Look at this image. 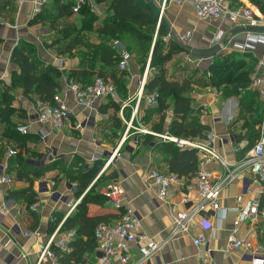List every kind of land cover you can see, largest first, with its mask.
Here are the masks:
<instances>
[{"label":"crops","instance_id":"crops-1","mask_svg":"<svg viewBox=\"0 0 264 264\" xmlns=\"http://www.w3.org/2000/svg\"><path fill=\"white\" fill-rule=\"evenodd\" d=\"M9 1L13 4L14 13L6 11L0 18V38L3 40L0 46V85L10 84L12 73L16 69L11 63V56L17 45L24 41L36 47L38 54L45 62V67L51 65L65 72L63 88L66 87L69 72L82 66L83 52L86 48L83 46L76 49L72 55H61L57 50L58 46L50 47L61 36L48 26L32 23L38 15L34 12V1L36 0H23L22 4L18 0ZM45 1L47 2H45V7L51 4L50 0ZM229 1L233 6L251 9L255 15L264 14L252 0ZM258 1L264 8V0ZM150 3L158 18H162L165 27L175 35L179 42L183 43L184 37L190 33L192 39L189 46L198 50H207L217 45V37L221 36L220 44L224 43L223 55L232 53L246 55V68L254 67L253 74L264 64L263 44H254L253 49L241 51L248 42L249 35L264 37V31L246 32L245 29H249L247 25L242 23L233 25L230 21L202 22L198 19L190 2L177 5L173 0H150ZM96 7L93 4V10L96 11ZM100 16V21L95 24L93 31L81 33V37L88 40L91 45H97L100 42L98 29L105 15L101 12ZM78 24L79 27H76L69 36L71 39H76L78 30L81 29V23L78 22ZM69 41H63L61 44L64 45ZM112 45L118 53L121 49H125L119 41H114ZM174 59L169 62V65L167 64V78L180 83L189 82L194 87L190 117L199 120L200 124L208 129V135L210 133L216 135L218 141L214 146L215 150L226 163L235 165L241 161L238 160L239 156L235 148H243L244 140H240L248 135V128L245 126L247 119L253 115V112L264 109V87L258 90L247 88L242 91L240 89L238 93L233 92V87L230 85L215 88L209 84V69L213 63L211 59H199L189 64L183 58L184 62L180 63L186 68L194 69L190 73L183 70L186 68L181 69L179 62L175 64ZM101 67L102 64L99 62L97 68L101 69ZM128 74L124 78L127 97L123 98L120 95V102H116L120 107L118 112L110 108V101H99L91 110H85L75 103L72 96H69L67 102L72 111V117L60 130H54L50 126L43 127L36 123L41 107L36 96L31 95L25 98L21 89L13 91L15 98L13 107L26 113V119L20 121L19 126L29 123V136L35 140V143L30 142L28 146L41 153L46 162L61 161L67 166L74 163L76 159H82L85 166L90 167L94 164L93 157L100 158L102 154L112 155L118 149L126 131L121 114L129 119L136 105L135 99L140 83L144 77L147 81L149 79V66L145 68L144 73H140V68L138 66L136 68L132 59L129 63ZM247 95L248 104L242 106V100ZM140 108V124L152 131V125L158 123L160 117L154 116L151 124L146 125L142 117L150 107L145 99ZM167 115L166 125L168 127L174 118L171 110L167 112ZM115 118L120 121L121 130L115 129ZM261 125L257 126L258 131ZM40 131L47 136L45 141L40 137ZM115 132L117 137L114 135ZM162 134L168 133L166 131ZM138 135L131 136L123 144L114 162L104 174L116 172L117 179L114 183H119L125 191L124 207L134 211L141 223L143 235L148 240L161 244L159 252L147 264H196L200 251L208 253L215 264H254L253 258L264 260V223L257 226L241 225L239 228V236L252 243L253 251L245 249L230 253L227 251L229 233L236 228V214L233 212L238 208L236 198L245 191L249 178L248 172H241L233 183L222 190L220 207L224 214L223 219L220 218V214L213 212L205 213L197 219L202 226L205 221L210 225L209 230H204L206 246L197 247L194 245V235L191 237L172 235L173 218L178 211L184 209L181 205L183 197H188L194 203L198 201L196 179H180L167 200L159 199L157 189L149 181L148 175L153 168L167 174V167L161 161L153 145L144 146L139 140L136 145L135 138H138ZM4 141L5 149L0 143L1 165L9 164V174L13 178V184L0 187V264H39L41 246L46 245L57 228L63 225L67 219L69 205L77 200L75 184H70L58 169L48 171L42 178L33 180V188L38 198L36 214L40 217L37 228L39 237L26 236V233L32 231L30 228L32 222L28 217L25 199L23 197L13 198L9 195L28 188L30 181L19 175L16 160H8L6 157L7 148H16L15 144ZM24 158L27 159L30 167H34V161H40V159L28 156ZM100 160L103 159L100 158ZM210 168L217 175L223 173V168L218 163H213ZM259 197H261L260 188L255 185L253 193L245 196V201ZM262 205L264 206V198ZM4 206H6L5 210ZM108 207L110 208L109 205ZM60 215L63 219L54 230ZM61 237L62 234H59L56 239ZM85 263L122 264L118 255H115L110 262L103 263L97 250L87 256ZM41 264H52V262L50 258L45 257Z\"/></svg>","mask_w":264,"mask_h":264},{"label":"trees","instance_id":"trees-1","mask_svg":"<svg viewBox=\"0 0 264 264\" xmlns=\"http://www.w3.org/2000/svg\"><path fill=\"white\" fill-rule=\"evenodd\" d=\"M93 1L106 5L105 18L98 29L99 44L91 45L88 40L81 37L82 32L93 31L95 24L99 22V18L91 13L90 6L82 4L83 6L81 5L78 8L77 13L80 15L81 10L85 9V11L82 12L81 17L79 16V19L81 18V29L78 30L76 39L69 37L75 29L73 28L66 35L58 33L61 37L50 45V47L58 46L57 50L61 55H72L74 50L83 46L86 48L83 53L82 66L79 69L70 71L67 81L87 87L92 85L98 78L105 81L109 80L116 86L119 97L121 95L126 98L127 90L124 78L129 75V68L127 71L119 69L122 60L121 54L114 49L112 43L114 41L124 42L123 40H126V37H132L135 39L137 47L129 55L131 60L137 61L135 65L140 68V73H144L146 60L150 62V76L144 87V95L158 94L159 106L147 109L144 117H142L143 122L149 125L153 117L158 115L160 120L152 125L153 132L162 134L167 131L169 135L178 138L195 141L206 140L208 129L202 126L199 120L190 117L193 102L190 91L191 84L189 82L170 81L167 78L166 65L172 58L184 52L169 37V31L163 21L158 27L159 18L151 6L150 0ZM252 1L264 12V8L258 0ZM45 8L42 13L35 17L32 23L33 25H48L53 30L59 23L58 20L70 19L74 16L76 3L74 0H55L52 5L50 4ZM6 11L14 13L13 4L9 0H0V18L4 16ZM88 13L89 18L86 15ZM157 27V39L153 43V32ZM151 29L152 33H148L147 30ZM69 39L71 40L69 41ZM63 41L69 42L62 45ZM2 44L3 40L0 38V46ZM145 46L148 47L145 49ZM99 62L102 64L101 69L97 68ZM212 62L209 69V84L213 87L221 88L230 85L233 87V92L236 93L240 89L244 91L250 87L254 67L246 68V55L237 53L222 55L212 59ZM11 63L16 67L12 73L11 82L9 85H0V140L4 139L15 144L16 151L18 150L15 158L18 173L22 178L25 177L30 181V186L21 191L10 193L9 197H23L25 199L28 217L32 222L31 232L37 231L40 217L30 211L32 205L38 203L37 193L33 188V180L42 178L48 171L60 170L70 184L74 183L76 185L75 196L77 200L81 199V201L73 213L64 221L58 233V235L62 234V237L59 238L62 239L68 232L75 231V239L69 245L70 251H62L56 246V243L52 244L51 251L60 264H86L87 256L97 250V239L95 237L97 228L102 224H114L121 218L122 213L109 208L108 199L101 194V189L114 182L117 179V174L116 172L103 174L94 183L105 164L103 160L95 162L90 167H86L82 159H76L70 166L61 161L47 162L44 168H35L28 165L25 156L41 160L43 155L28 146L30 142L35 143V140L29 134L23 135L18 132V126L21 125L20 121L26 119V113L13 107L15 99L13 91L21 89L25 98L31 95L36 96L41 106L53 105L55 95L63 88L65 72L51 65L45 67V62L38 54L36 47L24 41L20 42L14 49ZM247 98L248 95L243 98L242 106L248 104ZM110 103V108L118 112L120 107L117 103L114 101H110ZM170 110L174 119L167 127V112ZM114 120L115 129H120V121L116 118ZM263 121L264 109L253 112V115L247 119L245 126L248 128V135L240 141H246L248 146L243 147V151L238 154V160H242L247 151L258 141L260 133L257 126L261 125ZM114 135L117 137L116 132ZM137 140L141 141L144 146H154L161 157V161L167 167V174L177 175L179 179L184 180H192L196 177L199 169L197 151L181 150L175 144L164 142L151 135H141ZM62 219L63 216L60 215L55 224L56 226L53 228L54 230Z\"/></svg>","mask_w":264,"mask_h":264},{"label":"built area","instance_id":"built-area-1","mask_svg":"<svg viewBox=\"0 0 264 264\" xmlns=\"http://www.w3.org/2000/svg\"><path fill=\"white\" fill-rule=\"evenodd\" d=\"M20 4L23 0H18ZM45 0L34 1V12L39 14ZM177 5H182L190 2L195 10L198 19L205 23L213 21H230L233 25L245 24L249 28H264V14L255 15L254 12L245 7L233 6L229 0H173ZM78 9L75 8V12ZM162 18H159L158 27L161 24ZM192 35L189 33L183 39L185 46L190 45ZM222 37H217L218 44ZM216 42V43H217ZM263 44L264 37L258 35H249L248 42L242 47L241 51H246L254 48V44ZM118 45V43H116ZM121 62L119 69L127 71L131 56L125 49H121ZM196 58L190 57L186 59L189 64L196 62ZM147 83L144 77L140 83V88L136 95V105L129 117L126 119L121 114V120L125 123L126 131L122 137L118 149L112 155L102 154L101 159L105 164L98 174L100 178L112 165L119 150L123 144L135 135H151L164 142L175 144L181 150H195L199 157V169L196 174L198 201L192 202L188 197H183L181 205L184 207L176 213L173 218V236H193L194 245L197 247H205L206 239L204 230H209L210 225L205 221L204 226L199 224L197 219L205 213L220 214L223 219L224 214L220 207L221 192L228 185L233 183L241 172H248L249 178L245 191L242 195L236 198L238 208L233 212L236 214V228L229 233L227 251L234 252L240 249L253 251L251 242L246 241L239 236V228L241 225L257 226L264 223V206L262 199L264 198V122L259 129V139L255 145L250 148L245 157L236 163L230 165L226 163L220 154L215 150L214 146L218 138L214 133H210L204 141H195L192 139L178 138L169 134H157L153 131L145 129L140 124L139 108L142 101L147 102L151 108L159 106L158 94L144 95V87ZM264 87V64L259 67L256 73L251 76L250 90H258ZM72 96L75 103L85 110H91L99 101H114L120 102V97L117 93L116 86L111 81H105L101 78L95 80L90 86H82L75 82H67L66 87L62 88L54 97L53 105L41 106L37 114L36 123L40 126H50L54 130H60L71 120L72 111L69 107L67 99ZM125 107V106H124ZM30 124H25L18 127V132L25 135L29 134ZM40 137L45 141L46 135L40 131ZM136 145L138 144L135 138ZM245 147L248 146L246 141L243 142ZM243 151L242 147L235 148V152L240 154ZM15 149L7 148V159H15L17 156ZM98 156L92 158V162L100 160ZM45 158L40 161H34L35 168H44L46 165ZM213 163H218L223 168V173L217 175L210 168ZM149 181L157 189L159 199L165 201L168 199L172 189L180 182L177 175L164 174L156 168L150 170L148 175ZM13 178L9 174V164L4 163L0 166V187L11 186ZM260 188L261 197L253 200L245 201V196H250L254 191V186ZM54 186V184H52ZM76 187V185H75ZM101 194L108 199V205L116 212H120L121 218L114 224H102L95 233L97 239V251L101 255V261L108 263L111 259L118 255L122 264H147L150 259L156 255L161 249V244L148 240L143 235L141 223L133 210L124 207L125 191L119 183H110L101 189ZM81 199L76 200L68 207L67 217L73 213ZM4 210L6 206H4ZM30 210L34 213L38 211V204L32 205ZM59 226L46 245L41 246V254L39 264L43 262L45 257L50 258L52 264H60L55 254L51 251V246L56 243V246L62 251H70L69 245L75 239V231L68 232L62 239H56L60 228ZM198 232V233H197ZM26 236L35 235L39 237L37 231L29 232ZM136 249V251H134ZM254 264H264V260L253 258ZM196 264H215L208 253L200 251Z\"/></svg>","mask_w":264,"mask_h":264},{"label":"rangeland","instance_id":"rangeland-1","mask_svg":"<svg viewBox=\"0 0 264 264\" xmlns=\"http://www.w3.org/2000/svg\"><path fill=\"white\" fill-rule=\"evenodd\" d=\"M55 0H50V2H51V5H52V3L54 2ZM65 1H72V0H65ZM93 0H74V2L76 3V8L78 9L82 4L84 5V4H88L89 6H90V11H92L91 13H93L96 17H98L99 18V21H100V18H101V16H100V13L102 12L103 13V15H105V13H106V5L105 4H103V3H100V4H98V3H96V2H92ZM47 3V2H46ZM95 4L97 7L95 8V9H97L96 11L95 10H93V4ZM50 5V4H49ZM82 5V6H83ZM51 7V6H50ZM45 8V3L42 5V7H41V12L40 13H42V10ZM85 11V9H83V10H81V16H82V12H84ZM78 12V11H77ZM77 12H75V9H74V16H72L70 19H65V20H58V22L59 23H57V25H56V27L55 28H53V31H55L56 33H61L62 35L64 34V35H66V34H68L73 28H76V27H79V24H78V22H80L81 21V18L79 19V16L80 15H78V13ZM87 16H88V18L90 17V15H89V13L88 14H86ZM80 16V17H81ZM103 20H104V18H103ZM103 20L101 21V23L103 22ZM45 26H48V25H45ZM81 26V25H80ZM49 27V26H48ZM157 29H158V27L155 29V31L153 32L154 34V36H153V43L156 41V39H157ZM65 30V32L63 33V31ZM147 32L148 33H152V29L151 30H147ZM124 42H121L122 43V45L125 47V50L128 52V53H132V50L134 49V48H136L137 47V44H135L136 43V41H135V39H133L132 37L131 38H129V37H126V40H123ZM126 45V46H125ZM148 47V46H147ZM146 46H145V49L147 48ZM62 49V48H61ZM84 53V52H83ZM178 56V57H177ZM177 56H175L174 58H172V59H174L175 60V64H177L178 62L180 63V62H184V61H186V59H189L190 57H192V56H190V55H187V54H180V55H177ZM184 58V59H183ZM184 61H183V60ZM137 62V61H136ZM135 62V63H136ZM187 62V61H186ZM149 61L148 60H146V67L145 68H148V66H149ZM170 63H168V65H169ZM168 65H166V68H167V66ZM178 66H179V64H178ZM136 68H137V65H136ZM180 68L181 69H183V68H186V67H184L183 65H182V63H180ZM183 70H185V71H187L188 73H190L191 72V70L193 71L194 69H189V68H186V69H183ZM188 70H190V71H188ZM152 73H155V72H152ZM195 73V72H194ZM190 91H191V94H193V91H195V89H194V87L193 86H191V88H190ZM4 140H0V143L2 144V148H4L5 149V146H3L4 145ZM9 147V146H8ZM12 149H15L16 150V148H12ZM18 151V150H17Z\"/></svg>","mask_w":264,"mask_h":264},{"label":"water","instance_id":"water-1","mask_svg":"<svg viewBox=\"0 0 264 264\" xmlns=\"http://www.w3.org/2000/svg\"><path fill=\"white\" fill-rule=\"evenodd\" d=\"M246 32H250V33H259L264 31V28H249V29H245ZM244 31V32H245ZM169 37L174 40V42L182 49V51L187 54V55H191L193 57L196 58H200V59H214L215 57H220L223 55V44L224 43H219L217 45H215L214 47H212L211 49H207V50H198V49H194L191 48L190 46H185L182 43H180L177 38L175 37V35L171 32H169ZM93 186V185H92ZM91 186V187H92ZM64 224V223H63Z\"/></svg>","mask_w":264,"mask_h":264}]
</instances>
